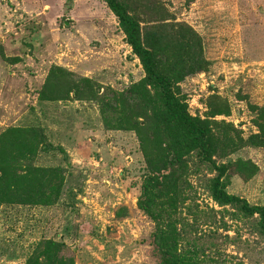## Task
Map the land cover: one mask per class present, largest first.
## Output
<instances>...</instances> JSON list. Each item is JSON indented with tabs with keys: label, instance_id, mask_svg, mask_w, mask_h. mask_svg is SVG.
I'll use <instances>...</instances> for the list:
<instances>
[{
	"label": "rangeland",
	"instance_id": "374dc122",
	"mask_svg": "<svg viewBox=\"0 0 264 264\" xmlns=\"http://www.w3.org/2000/svg\"><path fill=\"white\" fill-rule=\"evenodd\" d=\"M162 1L200 32L211 61L207 72L179 84L191 114L205 117L207 97L216 92L231 113L215 119L234 124L245 138L257 132L250 105L264 106V0ZM0 45L8 57L0 53V135L41 127L53 147L19 159L17 169L59 167L64 175L54 202L24 195L2 205L0 264H25L49 239L66 244L57 264H157L154 223L137 204L147 169L137 134L115 129L116 118L103 108L113 93L121 106L120 92L145 72L106 2L0 0ZM51 74L63 83L88 78L92 87L78 99L58 98L55 87L42 97ZM238 159L256 170L242 176L232 169L228 192L264 205V148L245 146L217 160ZM215 174L195 154L188 158L180 249L190 254L197 247L201 264H264L258 217L217 204L209 190Z\"/></svg>",
	"mask_w": 264,
	"mask_h": 264
},
{
	"label": "trees",
	"instance_id": "16d2710c",
	"mask_svg": "<svg viewBox=\"0 0 264 264\" xmlns=\"http://www.w3.org/2000/svg\"><path fill=\"white\" fill-rule=\"evenodd\" d=\"M104 1L145 72L140 81L120 92L121 106L112 92L114 99L103 101V108L116 118L115 129L137 134L147 164L137 204L154 223L150 244L157 264H201L196 257L197 247L190 254L180 249L178 231V206L189 188L185 175L188 158L193 154L216 172L209 179L213 200L220 206L235 208L245 218L257 216L258 231L264 237V205L251 204L227 190L232 169L245 176V172L253 174L256 166L251 160H217L245 146L264 148V106L250 105L257 132L247 138L234 124L215 119L231 113L229 101L219 93L208 95L205 117L191 114L179 84L210 69L200 32L188 22L178 21L162 0ZM0 53L7 60L1 45ZM54 68L66 72L61 67ZM51 87L56 88L58 98L73 93L78 99L84 88L92 87V81L83 78L63 83L51 74L40 95L51 94ZM52 147L38 126L12 127L0 135V210L4 203L24 195L49 203L59 198L63 169L35 167L27 173L17 169L19 159H30L39 149L48 151ZM59 149L63 151L62 147ZM22 180L24 184L20 183ZM65 248L62 241L46 240L25 264H57Z\"/></svg>",
	"mask_w": 264,
	"mask_h": 264
}]
</instances>
